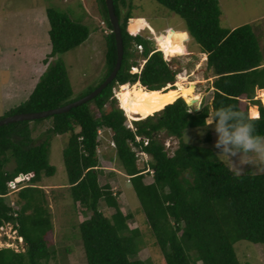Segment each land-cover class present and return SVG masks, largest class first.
Instances as JSON below:
<instances>
[{"label": "trees", "instance_id": "trees-1", "mask_svg": "<svg viewBox=\"0 0 264 264\" xmlns=\"http://www.w3.org/2000/svg\"><path fill=\"white\" fill-rule=\"evenodd\" d=\"M100 1L109 32L105 34L106 68L98 84L85 95L72 98L73 88L62 55L85 42L90 28L48 7L51 51L43 60L47 67L28 97L6 109L0 119L67 105L107 79L117 64L118 50L106 2ZM156 1L184 19L207 55V67L213 76L211 103H202V109L191 112L194 108L179 96L162 110L128 126L113 88L140 83L149 91L175 89L178 70L153 40L129 25L134 17L132 0H114L124 56L113 82L91 101L68 112L0 126V228L13 224L24 239V250L0 248V264H46L54 256L47 239L53 230L52 213L47 192L40 184L43 176L56 173L49 160L54 134H69L63 152L68 175L65 189L85 216L79 231L87 264H148L136 258L142 247L138 244L140 229L129 225L134 215L123 212L111 184H100V130L112 133L110 143L129 176L165 264H241L236 242L264 243V173L246 171L237 175L217 159L212 148L184 140L187 129L202 127L207 111L228 105L235 106L256 126L257 133L264 135V100L262 103L257 98V91L264 90V53L255 25L223 27L219 0ZM138 45L143 49L136 55L134 47ZM140 58L145 60L141 72L132 73ZM184 98L193 104L201 101L200 97ZM243 100L249 102L245 107ZM249 104L259 111L252 108V117ZM46 120L51 126L38 142L31 124ZM161 133L178 139L172 154ZM211 140L208 133L207 141ZM140 152L151 157L143 168L138 165ZM10 182L15 183V189ZM13 191L14 201L10 195ZM102 201L114 210L111 216L100 208Z\"/></svg>", "mask_w": 264, "mask_h": 264}, {"label": "rangeland", "instance_id": "rangeland-1", "mask_svg": "<svg viewBox=\"0 0 264 264\" xmlns=\"http://www.w3.org/2000/svg\"><path fill=\"white\" fill-rule=\"evenodd\" d=\"M132 4L134 17L129 21V25L136 26L142 35L150 38L157 47L166 51L165 54L168 55L172 67L178 70L176 83L179 75L187 77L190 83L196 82L197 87L193 88L191 84L185 86L187 97H200L205 105L211 103L213 76L212 71L207 67L205 59L207 55L202 52L184 19L156 0H132ZM219 4L222 12L221 25L228 29L244 24L255 25L264 53V0H219ZM48 7L66 13L74 21L90 28V35L85 42L62 55L73 88L72 98L77 99L95 87L105 71L107 51L105 34L109 32V28L105 23L100 0H0V116L4 112L5 96L18 98L15 102L27 98L47 67L43 60L51 51L50 24L46 13ZM134 51L136 55L141 52L136 46ZM170 51H186V54L177 52L176 55H172ZM165 54L163 53L164 57ZM138 62L142 63L143 59H138ZM21 87L24 88V92L20 96ZM17 90L16 95L11 94V91ZM121 90V85L113 88L119 108H121L119 99ZM257 98L263 103L264 91L258 90ZM248 103L243 100L242 107ZM248 106L252 117L251 110L252 108L256 110L255 105ZM127 118L131 123L138 120L129 116ZM31 126L34 128V138L40 142L45 138L51 121L32 123ZM201 131H204L202 127L187 129L184 140L192 144L208 146L217 154L215 131L209 128L204 135H200ZM208 133L212 135L210 142L207 141ZM111 137L110 131H102L99 155L103 172L99 177L100 184H111L119 195L123 212L134 215L129 225L131 228L140 229L141 235L137 242L142 247L136 258L147 260L148 264H165L164 254L140 208V202L129 176L125 173L117 158L116 150L110 143ZM161 139L166 145L168 144L167 147L172 154L178 145V139L168 137L165 133H161ZM68 140L69 134L52 135L49 160L56 167V173L53 176H43L40 183L47 192L53 219V230L47 234V239L55 253L46 264H87L79 231V223L85 216L79 212L71 194L65 189L68 185V175L63 152ZM139 157L138 165L141 168L146 165L145 161H151L148 155ZM223 159L232 169L231 163L226 158ZM233 161L242 168L240 174L246 171L255 174L264 173V161L255 157L251 164L239 165V157L233 158ZM12 167L9 165L8 169ZM10 195L11 199L14 198V191ZM100 208L107 216H111L114 211L103 201ZM13 226L6 224L0 230V248L12 247L16 251L24 250V247H20L15 242L16 232ZM235 249L241 264H264V243L240 240L236 242Z\"/></svg>", "mask_w": 264, "mask_h": 264}, {"label": "clouds", "instance_id": "clouds-1", "mask_svg": "<svg viewBox=\"0 0 264 264\" xmlns=\"http://www.w3.org/2000/svg\"><path fill=\"white\" fill-rule=\"evenodd\" d=\"M159 50L165 54L163 49ZM202 108V106L194 108L191 112ZM207 112V118L202 125L204 131H201L200 135H204L209 128L215 131L217 134L215 148L218 150L217 159L220 162L223 163V158H226L239 175L242 168L234 163L233 158L239 157V165L251 164L254 157L264 161V135L258 134L256 126L243 113L237 111L235 106H222L215 111ZM17 236L22 237L18 231ZM15 241L18 242V239Z\"/></svg>", "mask_w": 264, "mask_h": 264}, {"label": "bare ground", "instance_id": "bare-ground-1", "mask_svg": "<svg viewBox=\"0 0 264 264\" xmlns=\"http://www.w3.org/2000/svg\"><path fill=\"white\" fill-rule=\"evenodd\" d=\"M176 54L172 53V55ZM178 78L175 89L167 87L159 91H149L141 84L123 85L119 93L121 108L130 118L143 119L162 110L179 96L187 97L188 92L185 91V86L191 84L194 88L196 82L190 83L183 75H179Z\"/></svg>", "mask_w": 264, "mask_h": 264}, {"label": "water", "instance_id": "water-1", "mask_svg": "<svg viewBox=\"0 0 264 264\" xmlns=\"http://www.w3.org/2000/svg\"><path fill=\"white\" fill-rule=\"evenodd\" d=\"M107 8H108V14H109V19L110 22L113 26V32L115 34L116 37V44H117V50H118V58H117V64L114 68V70L112 71V73L107 77V79L99 86L97 87L94 91H92L91 93H89L88 95L74 101L71 102L67 105L61 106V107H57L54 109H49V110H45V111H40V112H32V113H19V114H15V115H11L8 117H5L3 119H0V126H3L5 124H9V123H13V122H18V121H25V120H37V119H42V118H46L49 116H52L54 114H59V113H65L68 112L69 110H71L74 107H77L79 105H82L84 103H87L89 101H91L93 98H95L97 95H99L110 83L113 82V80L116 78L121 65H122V60H123V56H124V45H123V36H122V29H121V25H120V20L118 18V16L116 15L115 12V6H114V0H105ZM197 87V85H196ZM186 104L189 107L192 108H198L202 106V101H200V103L198 104H193L192 101H190L189 99H186L184 97H182Z\"/></svg>", "mask_w": 264, "mask_h": 264}, {"label": "built area", "instance_id": "built-area-1", "mask_svg": "<svg viewBox=\"0 0 264 264\" xmlns=\"http://www.w3.org/2000/svg\"><path fill=\"white\" fill-rule=\"evenodd\" d=\"M137 47H138L139 50H142V49H143V48H142V45H138ZM159 49H161V47H160V48L158 47V50H159ZM165 58H166L167 61L170 62V59L168 58V55H165ZM144 63H145V60H143V62L140 63L138 66L133 67V68H132V73H140V72H141V69H142V67H143V65H144ZM122 87H123V85H121V88H122ZM128 126L133 127V125H132V123H131L130 121H128ZM99 133H100V135H101L102 130H100ZM112 145H114V144L112 143ZM167 145H168V144H167ZM140 155H144V156H145V155H147V154L144 153V152H140ZM9 185H10V187H11L12 189H15V187H16L14 182H10ZM3 228H4V226L1 227L0 230L3 229ZM13 228H14V226H13ZM14 229H15V228H14ZM15 232H16V233H15V238H16L15 240L18 239V242H16V241H15V242H16L17 245H19L20 247H23V245H22V244H23V238L17 236V230H16V229H15Z\"/></svg>", "mask_w": 264, "mask_h": 264}, {"label": "crops", "instance_id": "crops-1", "mask_svg": "<svg viewBox=\"0 0 264 264\" xmlns=\"http://www.w3.org/2000/svg\"><path fill=\"white\" fill-rule=\"evenodd\" d=\"M135 28H136V26H135ZM234 28V27H233ZM50 50H51V47H50ZM170 52H172V53H177V52H183L184 54H186V51H170ZM169 52V53H170ZM205 59H207L206 57H205ZM20 80V79H19ZM29 86V84L27 85V87ZM24 88H25V86H23ZM23 87H21V89H20V96H21V94H22V92H24V88ZM26 87V88H27ZM4 88H5V85H4ZM5 89H7L8 90V88H5ZM26 91V90H25ZM261 91H264V90H261ZM12 93L11 94H14V95H16L17 93H18V90L17 91H11ZM6 93H7V91H6ZM12 96H5V98H4V100H5V106H4V108H3V111H5L6 109H8L9 107H11V106H13L16 102V99H18V98H13ZM256 108H257V111H258V107L257 106H255ZM259 112V111H258Z\"/></svg>", "mask_w": 264, "mask_h": 264}]
</instances>
